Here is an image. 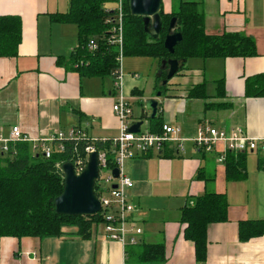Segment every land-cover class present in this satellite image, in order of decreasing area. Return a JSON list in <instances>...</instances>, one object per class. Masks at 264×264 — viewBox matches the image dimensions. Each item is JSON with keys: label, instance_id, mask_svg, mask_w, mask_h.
<instances>
[{"label": "crops", "instance_id": "crops-1", "mask_svg": "<svg viewBox=\"0 0 264 264\" xmlns=\"http://www.w3.org/2000/svg\"><path fill=\"white\" fill-rule=\"evenodd\" d=\"M185 1L197 3L208 34L250 36L257 53L188 58L162 90L158 118L144 119L142 130L157 132L168 123L191 137L199 124L209 123L242 127L264 140V94L248 93V88L253 92L264 85V0ZM177 6L178 0L161 3L165 13ZM70 8L71 0H0V16L22 20L18 54L0 57V133L19 125L28 136L39 138L78 125L94 138L119 134L113 76H89L72 63L79 28L57 17ZM160 66L157 56L124 58V93L136 122L143 119L144 100L157 97ZM235 153H243V177H229L226 160L220 163L216 153L195 150L191 141L184 150L171 142L128 159L124 171L134 186L127 192L136 207L133 219L143 228L139 245L107 238L103 223L92 226L88 238L70 225L59 236L2 237L0 264H198L181 213L205 192L223 193L229 201L228 220L208 228L205 264H264V232L240 238L241 221L264 220V151ZM159 242L165 245L164 259L143 260L140 245Z\"/></svg>", "mask_w": 264, "mask_h": 264}, {"label": "trees", "instance_id": "trees-1", "mask_svg": "<svg viewBox=\"0 0 264 264\" xmlns=\"http://www.w3.org/2000/svg\"><path fill=\"white\" fill-rule=\"evenodd\" d=\"M116 1L71 0L70 10L57 16L61 20L78 25L80 43L73 50L71 60L74 65L78 64L76 68L83 74L107 76L119 65L117 46L107 44L104 40L108 31V25L105 23L108 15L106 8L114 6ZM124 11V56H157L162 61L167 58L246 57L257 53L255 41L250 36L239 33L208 34L204 15L194 1L178 0L176 9L168 13L161 9L163 27L157 38L145 31L143 16L132 13L130 0H124ZM173 17H177L176 29L182 32L183 40L176 45L172 54L166 49L164 41ZM91 38L98 41L96 50L89 48ZM21 41V18L17 15H1L0 57L16 56ZM164 88L166 86L158 84L159 90ZM248 93L264 94V85L257 87L253 92L248 88ZM85 144L81 141L67 142L64 152H56L48 159L35 154L29 142H19L16 145V154L0 157V241L4 236H59L63 233V227L70 225L78 226L83 237L91 236L92 226L103 220L101 214H59L55 204L56 197L64 188V172L57 164L69 160L75 149L84 151ZM97 146L104 148L109 144L105 146L98 142ZM242 154L233 151L227 153L229 177L245 176V166H239L244 163L239 157ZM228 218L229 201L223 193L205 192L183 208L181 221L187 223L185 236L195 244L198 264H205L207 259L210 224L224 222ZM263 232L264 220L240 222V238L243 240ZM140 247L139 255L143 260L164 259L163 242L142 243Z\"/></svg>", "mask_w": 264, "mask_h": 264}, {"label": "built area", "instance_id": "built-area-1", "mask_svg": "<svg viewBox=\"0 0 264 264\" xmlns=\"http://www.w3.org/2000/svg\"><path fill=\"white\" fill-rule=\"evenodd\" d=\"M106 12L108 15L105 23L108 31L104 40L118 49L119 65L111 75L114 77L117 92L113 111L119 121V134L112 138H94L83 127L76 125L69 131L58 130L45 137L33 138L25 134L19 125H13L8 134L0 133V157L16 154V145L19 142H29L35 154L48 159L56 152H64L67 142H85L84 151L75 149L67 161L74 164L77 173H81L87 166L90 154L98 152L100 175L96 182V194L101 200L99 214L103 218L101 223L104 224L107 238L119 241L125 246L139 245L142 242L143 228L133 219L136 207L130 202L127 192L134 186V180L124 171L128 159L147 154L151 150H162L171 142L176 143L179 150H184L185 143L191 141L195 150L205 154L216 153V160L222 163L229 151H264V140L251 136L242 127L226 129L209 123L199 124L191 137L183 134L181 126L168 123L162 124L157 132L142 129L139 132L130 131V126L136 121L133 120L131 102L124 93V0H117L114 6L106 8ZM98 46V41L91 38L89 48L96 50ZM98 142L109 146L99 148ZM65 162L57 164L62 171ZM114 168L119 169L118 177L113 173ZM114 183L118 185L116 188L112 186Z\"/></svg>", "mask_w": 264, "mask_h": 264}, {"label": "water", "instance_id": "water-1", "mask_svg": "<svg viewBox=\"0 0 264 264\" xmlns=\"http://www.w3.org/2000/svg\"><path fill=\"white\" fill-rule=\"evenodd\" d=\"M161 3L162 0H130L132 13L143 16L145 31L154 38L159 37L163 27L160 14ZM176 28L177 17H173L170 20L164 41L166 49L172 54L175 52L176 45L183 40L182 32ZM186 60V58L163 59L158 73V77H162L159 86H166L170 79L185 65ZM161 95L162 90H158L157 97L144 100L143 119L133 123L130 126V131H141L144 119L158 118L161 111V101L159 100ZM99 169L97 151L90 154L87 166L81 173L76 172L72 162L67 161L63 164L64 188L55 199L57 213L93 216L101 211V200L96 194V182L100 175ZM113 173L115 177H118L119 169L114 168ZM112 186L116 188L118 185L114 183Z\"/></svg>", "mask_w": 264, "mask_h": 264}, {"label": "rangeland", "instance_id": "rangeland-1", "mask_svg": "<svg viewBox=\"0 0 264 264\" xmlns=\"http://www.w3.org/2000/svg\"><path fill=\"white\" fill-rule=\"evenodd\" d=\"M113 79H114V77H113Z\"/></svg>", "mask_w": 264, "mask_h": 264}]
</instances>
